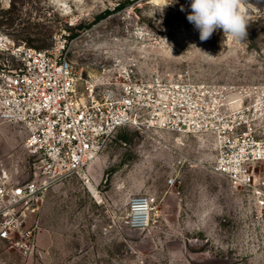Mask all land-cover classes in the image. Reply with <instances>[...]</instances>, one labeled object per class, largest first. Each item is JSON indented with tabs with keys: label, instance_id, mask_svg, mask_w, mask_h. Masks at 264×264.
Here are the masks:
<instances>
[{
	"label": "rangeland",
	"instance_id": "obj_1",
	"mask_svg": "<svg viewBox=\"0 0 264 264\" xmlns=\"http://www.w3.org/2000/svg\"><path fill=\"white\" fill-rule=\"evenodd\" d=\"M249 1L255 10L243 39L218 30L201 41L187 19L191 0H0V30L40 50L64 45L80 98L117 92L132 70L136 78L217 85L254 101L264 99V0ZM25 136L19 124L0 121V177L33 178ZM215 156L210 135L122 127L87 176L47 191L39 232L69 264H264V190L233 187L212 171ZM144 194L154 198L152 221L129 228L131 198ZM38 260L0 239V264Z\"/></svg>",
	"mask_w": 264,
	"mask_h": 264
},
{
	"label": "built area",
	"instance_id": "obj_2",
	"mask_svg": "<svg viewBox=\"0 0 264 264\" xmlns=\"http://www.w3.org/2000/svg\"><path fill=\"white\" fill-rule=\"evenodd\" d=\"M63 48L40 50L0 30V121L23 128L33 174L24 182L5 172L0 177L1 240L26 256L40 255L47 191L87 176L101 147L126 126L210 135L216 145L212 171L237 189L264 190L263 98L237 99L228 88L192 81L140 79L132 70H125L117 92L80 98L77 72ZM168 184H175L174 176ZM154 209L151 195L133 196L126 226L146 228Z\"/></svg>",
	"mask_w": 264,
	"mask_h": 264
},
{
	"label": "clouds",
	"instance_id": "obj_3",
	"mask_svg": "<svg viewBox=\"0 0 264 264\" xmlns=\"http://www.w3.org/2000/svg\"><path fill=\"white\" fill-rule=\"evenodd\" d=\"M187 19L199 31L201 41L222 30L225 36L243 39L249 16L245 0H191ZM181 11L185 9L181 6Z\"/></svg>",
	"mask_w": 264,
	"mask_h": 264
},
{
	"label": "crops",
	"instance_id": "obj_4",
	"mask_svg": "<svg viewBox=\"0 0 264 264\" xmlns=\"http://www.w3.org/2000/svg\"><path fill=\"white\" fill-rule=\"evenodd\" d=\"M47 237H50L45 232H39L37 236V243L39 246V249L41 251L40 258L42 261H36V263L33 262H27L26 264H69L68 261L62 262L57 260V257H54V254L57 253L58 246H55L52 244V238L50 239L51 243H47ZM49 253V259H45L47 254ZM72 264V262H70Z\"/></svg>",
	"mask_w": 264,
	"mask_h": 264
},
{
	"label": "bare ground",
	"instance_id": "obj_5",
	"mask_svg": "<svg viewBox=\"0 0 264 264\" xmlns=\"http://www.w3.org/2000/svg\"><path fill=\"white\" fill-rule=\"evenodd\" d=\"M246 6H247V12H252L255 10V6L249 1L245 0ZM90 190L99 198V193L96 189V187L92 184L89 185Z\"/></svg>",
	"mask_w": 264,
	"mask_h": 264
},
{
	"label": "trees",
	"instance_id": "obj_6",
	"mask_svg": "<svg viewBox=\"0 0 264 264\" xmlns=\"http://www.w3.org/2000/svg\"><path fill=\"white\" fill-rule=\"evenodd\" d=\"M126 3H121L118 8H122ZM111 12V10H106L103 14H100L97 16V19H101V18H104L106 17L109 13ZM28 46H31V47H37V46H34L33 44L29 43L28 41L26 42ZM38 48V47H37Z\"/></svg>",
	"mask_w": 264,
	"mask_h": 264
}]
</instances>
